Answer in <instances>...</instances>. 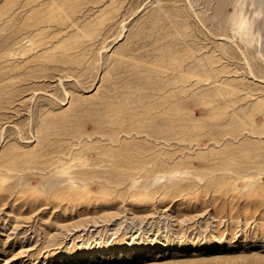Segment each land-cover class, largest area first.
I'll return each instance as SVG.
<instances>
[{
    "label": "rangeland",
    "instance_id": "1",
    "mask_svg": "<svg viewBox=\"0 0 264 264\" xmlns=\"http://www.w3.org/2000/svg\"><path fill=\"white\" fill-rule=\"evenodd\" d=\"M0 264H264V0H0Z\"/></svg>",
    "mask_w": 264,
    "mask_h": 264
},
{
    "label": "bare ground",
    "instance_id": "2",
    "mask_svg": "<svg viewBox=\"0 0 264 264\" xmlns=\"http://www.w3.org/2000/svg\"><path fill=\"white\" fill-rule=\"evenodd\" d=\"M243 29H245V26H242ZM70 68V67H69ZM74 75V74H73ZM204 77L202 75H199L197 77V82L203 81ZM69 93V92H68ZM258 170V169H257ZM261 173V171L258 170L257 174Z\"/></svg>",
    "mask_w": 264,
    "mask_h": 264
}]
</instances>
